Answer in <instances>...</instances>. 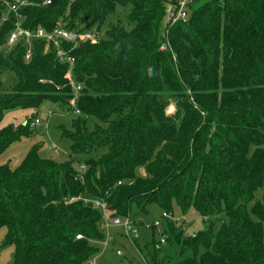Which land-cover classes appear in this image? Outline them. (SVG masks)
Listing matches in <instances>:
<instances>
[{
  "label": "trees",
  "instance_id": "trees-1",
  "mask_svg": "<svg viewBox=\"0 0 264 264\" xmlns=\"http://www.w3.org/2000/svg\"><path fill=\"white\" fill-rule=\"evenodd\" d=\"M19 1L0 2V74L16 80L9 94L0 80V123L46 103L77 118L62 128L68 162L34 146L20 164L0 165V229L14 264H89L105 236L103 213L86 200L110 218L128 219L133 205L173 218L175 207L195 211L205 227L191 235L167 220L168 245L191 253L183 264H264V0H193L175 24L167 18L183 0H25L22 28L90 35L62 43L82 87L75 108L69 64L53 48L9 45ZM126 6L135 28L109 23L102 36ZM35 119L0 129V155L33 135ZM82 154L97 158L80 173Z\"/></svg>",
  "mask_w": 264,
  "mask_h": 264
},
{
  "label": "rangeland",
  "instance_id": "rangeland-1",
  "mask_svg": "<svg viewBox=\"0 0 264 264\" xmlns=\"http://www.w3.org/2000/svg\"><path fill=\"white\" fill-rule=\"evenodd\" d=\"M206 0H201L204 3ZM131 7H118L117 14L110 18L103 29V35L109 29V23L120 24L127 31L135 28V24L130 22ZM169 20V17L167 18ZM166 19V23H167ZM165 25V24H164ZM163 28H165L163 26ZM90 36V35H89ZM77 37H80L77 35ZM89 40V39H87ZM80 41L78 40V43ZM78 45V44H77ZM167 47V46H166ZM165 49V47H164ZM4 55H7L4 52ZM3 83V93L9 94L16 80L10 70H4L0 74ZM173 110L169 111V113ZM37 118L40 121L33 128V135L23 138L13 143L3 154L0 155V165L20 164L34 146L40 147V157L52 159L60 163L70 160V142L62 137V128L66 131H73L72 122L77 118L73 110L61 107L56 104L46 103L37 111L12 109L4 114L0 123V129L9 125H24L27 119ZM53 147H56L54 149ZM76 167L83 166L90 158H97L94 154H82L76 156ZM142 172V170H140ZM261 194V193H260ZM164 211L152 205L145 212L133 205L130 209L128 220L131 223V231L126 232L123 227L110 226L103 230L105 239L102 242H92V246L97 249L94 257L95 264H183L191 257L188 251H182L178 246H169L167 232L168 222L163 219ZM110 218V217H108ZM177 225L183 229L185 234L191 235L204 229V224L195 211H190L183 215L178 207L174 209V218ZM127 221V219H122ZM156 221L161 222L158 228L146 229V225H153ZM165 237V244H161ZM16 246L7 244V229H0V264H14L16 256Z\"/></svg>",
  "mask_w": 264,
  "mask_h": 264
},
{
  "label": "built area",
  "instance_id": "built-area-1",
  "mask_svg": "<svg viewBox=\"0 0 264 264\" xmlns=\"http://www.w3.org/2000/svg\"><path fill=\"white\" fill-rule=\"evenodd\" d=\"M192 2L193 0H183L180 2V5L177 11L171 14L169 18L171 24H175L181 20L184 21L187 19L188 6L192 4ZM45 4L47 5L50 4V1H47ZM27 5L28 4L25 0H21L17 4H13L10 6V10L16 14L18 19H17L16 27L8 39V43L9 45H14L20 41H25L27 43H30L33 40H41V41L46 42V51H50L53 48L55 50L56 56L59 59V61L61 63L69 64V72L67 76L70 80V85L74 91V97L71 99L70 105L73 108H75L76 100H77L79 92L82 90V87L81 85L76 84V82L73 79L72 73H73V66H74L75 61L73 58L69 57L68 53L62 48V43L66 41V42H72L75 45H77L78 40L84 41V40L90 39V36L87 35L82 38L77 37L76 34L63 29L61 26H58L53 32H50V33L46 32L43 28H38L35 31L24 29L21 26V23H20L21 16L18 14V12L22 7H25ZM30 59H31V51L28 50V52L25 55V61L28 62ZM38 124H40V121L38 119H35L31 123V127L35 128ZM53 148L56 149V147H53ZM78 171L80 173H83L85 171V167L80 166L78 168ZM85 204H92L93 207L99 209L103 213L104 215V219L102 222L103 230L109 228L110 226H120V227H123L126 230V232L131 231V223L128 219L127 221H122V219L120 218H108L107 217L106 205L102 201L86 200ZM163 219L173 220V217L168 213H164ZM160 226H161V222L156 221L153 225H146V229L158 228ZM77 239H81V237L78 236ZM165 243H166L165 237H163L161 244H165ZM89 264H95L94 260L90 261Z\"/></svg>",
  "mask_w": 264,
  "mask_h": 264
}]
</instances>
